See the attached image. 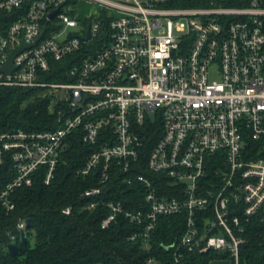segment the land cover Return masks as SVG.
Instances as JSON below:
<instances>
[{
    "label": "built area",
    "instance_id": "1",
    "mask_svg": "<svg viewBox=\"0 0 264 264\" xmlns=\"http://www.w3.org/2000/svg\"><path fill=\"white\" fill-rule=\"evenodd\" d=\"M81 1L0 2V15L20 14L0 32V70L13 49L34 43L47 27L36 46L14 59L12 74L0 71V86L48 88L52 113L64 104L55 131L0 132V168L9 161L15 175L0 193V204L13 211L14 190L31 186L43 168L49 185L68 136L80 129L86 145L104 142L78 171L100 176L99 186L83 194L93 199L88 209H94L111 182L112 163L130 173L149 138L161 130L148 170L183 185L185 196H164L139 176L147 211L110 202L102 229L124 215L132 223L146 222L148 236L160 217L187 212L179 249L215 250L240 264L247 242L243 222L264 216V0L245 8L206 9L173 8L171 0H88L99 8L89 19L78 17ZM89 27L91 40L84 41ZM98 39L100 51L70 71L71 82L39 80L50 59L62 60ZM26 229L22 220L18 230Z\"/></svg>",
    "mask_w": 264,
    "mask_h": 264
},
{
    "label": "trees",
    "instance_id": "2",
    "mask_svg": "<svg viewBox=\"0 0 264 264\" xmlns=\"http://www.w3.org/2000/svg\"><path fill=\"white\" fill-rule=\"evenodd\" d=\"M253 1L171 0L169 6L186 9L245 8L250 7ZM19 15V11L1 14L0 32L6 33ZM106 26L107 23L104 24ZM101 43L102 39L94 40L62 60L50 59L49 71L41 72L39 80L50 84L71 82L70 71L79 67L85 58L95 56L100 51ZM49 92L44 87L0 86V132L22 130L42 133L57 130L62 124L58 110L64 104H57L52 113ZM160 132L162 135L159 130L157 138H149L141 151L140 162L130 173L122 172L117 163H112L111 182L105 186L102 202L89 210V203L93 199L84 198L83 194L99 186L100 176L92 172L86 177L78 171L104 142L98 146L86 145L82 141V131H73L60 154L53 181L49 185L45 183L43 168L34 174L31 186L14 190L13 211H7L0 204V264H213L214 261H229L228 254L215 250L190 252L184 247L179 249L178 243L187 229V212L160 217L148 236L145 235L146 222L132 223L124 215L102 229L101 224L110 212V202H121L125 210L135 213L147 211V190L138 180L139 176L151 181L164 196L179 199L185 196L183 185L174 183L166 174L148 170L149 152L159 141ZM14 176L8 161L0 168V193L13 181ZM68 207L73 208L71 215L63 213ZM22 220L30 221L26 229V244L22 243L18 230ZM243 227L247 242L241 248L240 264H264V216L244 220ZM31 235L34 236V246L31 245ZM14 236L15 243L21 247L15 255L8 251Z\"/></svg>",
    "mask_w": 264,
    "mask_h": 264
},
{
    "label": "water",
    "instance_id": "3",
    "mask_svg": "<svg viewBox=\"0 0 264 264\" xmlns=\"http://www.w3.org/2000/svg\"><path fill=\"white\" fill-rule=\"evenodd\" d=\"M60 11H61V8L56 10L55 12H53V14L50 15V19H53V17L56 14H58ZM46 31H47V27L44 28L43 32L39 36V39L37 41H35L34 43L27 44L25 41H23V43L20 47L13 49L10 52L9 60L6 64V66L1 68L0 71L4 72L7 75L12 74L17 69V67L13 65L14 59L18 55H20L24 51V49L36 46L39 43V41L43 38ZM89 40H91L90 27L88 28L87 37H85L84 41H89ZM29 225H30V221L28 220L27 221V228L29 227ZM21 236H22V243L26 244L27 243L26 231H21ZM20 249H21V247L17 243H15V244L12 243L8 246V251L14 255L18 254Z\"/></svg>",
    "mask_w": 264,
    "mask_h": 264
},
{
    "label": "rangeland",
    "instance_id": "4",
    "mask_svg": "<svg viewBox=\"0 0 264 264\" xmlns=\"http://www.w3.org/2000/svg\"><path fill=\"white\" fill-rule=\"evenodd\" d=\"M76 10L78 13V17L80 19H84V18L89 19L91 17H95L99 12V8L95 4L89 2L88 0H82L81 2H79ZM71 31H72L71 29L65 30V31L63 30L62 34H61V38H63V39L67 38ZM31 236H32L31 237V245L34 246V236L33 235H31ZM223 261H225V260H223ZM220 264H227V263L221 262Z\"/></svg>",
    "mask_w": 264,
    "mask_h": 264
},
{
    "label": "crops",
    "instance_id": "5",
    "mask_svg": "<svg viewBox=\"0 0 264 264\" xmlns=\"http://www.w3.org/2000/svg\"><path fill=\"white\" fill-rule=\"evenodd\" d=\"M221 262H226L227 264H230L229 261L227 262V261H222V260H220V261H214L213 264H220Z\"/></svg>",
    "mask_w": 264,
    "mask_h": 264
}]
</instances>
